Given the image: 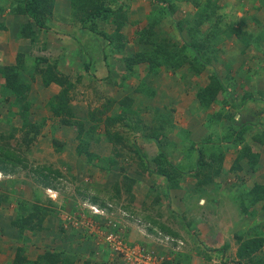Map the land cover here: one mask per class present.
<instances>
[{
	"label": "crops",
	"instance_id": "crops-1",
	"mask_svg": "<svg viewBox=\"0 0 264 264\" xmlns=\"http://www.w3.org/2000/svg\"><path fill=\"white\" fill-rule=\"evenodd\" d=\"M21 1L0 0V127L2 123L11 126L15 119L18 120L16 115H10V112L16 111V107L10 106V103H5L4 98L6 96L3 98L1 95V89L8 95L7 88L2 84L5 68L13 69L16 79L28 87V100L31 99L32 102L30 111L36 115L37 112H42L39 111V108H46L48 101L58 94L61 89V86L54 81H51L48 85H43V74L41 72L45 70L46 62L56 64L59 70L57 74L62 73L73 84L76 83L79 75L81 81L89 82L93 75L91 71L93 64L105 74L102 76L104 80H101L105 87L103 90L104 97L115 101L123 96L133 97L134 101L131 108L137 111V116L143 119L144 124L142 126L148 128V132H158L160 136V140H158L162 143L166 158L171 156L170 152L182 154L192 144L195 147V144L203 143L209 137L212 139V144L218 147L216 150L223 153L220 172L212 182L203 183L198 187L195 184L197 179L194 177L192 179L195 181L190 185L181 183L173 184L175 186L166 185V191L180 194L177 199L172 195L173 199L179 201L181 205H185L183 201L186 195L194 189L197 193L196 202L199 203L200 207L206 205V199H211L210 202L216 204L212 208L211 206L215 204L209 203L207 207L209 218L212 217V209L213 211L217 210V204L224 193L232 194L241 203L245 201V204L248 205V192L256 184L264 185V143L261 144L254 138L255 135L264 134V6L260 5V0H227L229 3L228 9L230 10L227 12L218 9L219 12L228 13L232 16L235 32L229 35L225 41L213 38L210 41L211 43H208L210 44L209 49L212 51L217 50L212 55L210 54V63L207 64L206 68L199 62H193L189 59L188 54L185 52V54H181L179 64L176 66L170 64L171 61L163 66H153L155 63L141 60L131 64V69H127L125 63L128 47L124 48L119 54L114 49L106 58L103 56L105 52L102 51V47L105 48V45L102 46L101 40L96 43L89 29L80 24L79 18L73 11L72 0H47L41 6L42 10L39 13L42 15V22L45 27L40 29L32 23L30 35L27 33V30H29L27 29L29 17L22 10L11 11L13 6L20 4ZM220 1L224 6L226 0ZM180 4V10L183 11L180 14L183 22L180 20V31H178L180 32V43L177 44V41H171L168 45L171 50H179L183 42L190 41V37L185 34L188 29V20L197 11V8H194L189 0H182ZM184 4L186 7H184ZM150 10H152L151 7ZM150 15L151 13L143 14L144 22L145 19L146 23L149 22ZM141 17L142 15L137 19H141ZM98 26L101 31L105 32L104 22H100ZM116 28L115 26L113 31ZM238 28H241L243 32L242 36L236 34L240 30L236 31ZM142 30L141 28L135 32L137 34ZM199 31L204 32L202 28ZM132 42L130 53L143 52L144 45L140 43L137 36L132 38ZM219 48L227 49V51L220 52ZM84 51L88 55H85ZM186 60L196 63L198 70L196 72L193 69L191 70L189 62ZM86 62H90L87 70L85 68ZM213 73L221 81L226 82V91L229 95L225 97V104L213 101L207 107L201 102L198 94L201 89L209 84L210 75ZM142 83L146 85V91L144 93L137 92L136 90L139 89ZM228 83H231V85H227ZM2 100H4V103L1 102ZM76 105L78 106L73 101L69 104L74 114L79 116L80 113L75 112ZM42 118L46 120L40 132L41 134L34 141V144L37 145L35 150L39 152L38 147L45 144L48 150L46 153L49 154L41 155L39 158L38 154H28V150H26L25 155L27 158L37 164H46L53 169H58L62 174L67 172V166H71L70 174L76 175V171L72 170L73 167L77 166L75 169L85 175V172L88 171L86 168L87 159L77 153L76 132L68 129L71 126L61 124L58 118L50 112L38 115L37 122L41 121ZM248 123L252 126L245 132L243 139L258 152L259 159L255 170H250L249 183L229 184L226 182L225 177L230 179L229 175L238 173L232 172L231 167L240 148V145L234 144L231 139L229 140V136L233 133V130H237ZM142 126L141 128H143ZM59 130L61 134L65 133L68 136L62 135L60 137L57 135ZM134 132L132 131V133ZM140 135L141 133L133 138L137 141V145L138 140L144 139L143 147L148 146V142L152 143L156 148L153 154L157 155L156 141L144 137L138 138ZM52 138L65 142L66 146L59 149ZM171 144L172 146H170ZM112 149L113 144L103 138L100 142V150L98 151V146L93 150L102 162V160L107 161L112 156ZM204 156L207 158V153H204ZM169 159L171 161V158ZM90 169H92L91 165ZM194 172L196 171L189 170L186 175L193 177ZM202 172L209 174L213 173L214 170L204 169ZM181 173L185 175L184 172ZM22 174L21 181L24 180V183L16 184L18 187V190L15 188L16 195L13 196L11 192L5 195V191L0 196V264H16L15 256L19 248L24 250L22 255L28 261H35L45 253V249L62 250L63 247L68 246L67 240H72L64 239L71 232L64 230L62 233L61 229L57 225L52 226L51 222L50 225L46 222L45 228L41 227L38 230H33L28 235H25V232L20 231V228L14 224L15 220L21 215L26 216L30 212L25 210L26 207L30 209L32 206V199L29 198L30 195L28 196V194L35 192V187L26 178V175L29 177L31 173L27 172L26 174L23 171ZM153 174L157 175L156 173ZM8 179H13V177ZM166 191L164 190V192ZM200 194L203 195L199 196ZM170 208L172 209V205ZM240 209L241 207H237L236 215L239 218L234 223L227 220L229 226L226 228L223 226L225 222H218L219 225H217L216 222L208 220L209 218L203 222L202 217L204 214L198 211L195 213L197 215L195 217L196 232L202 231L205 240L210 241V245L214 241H219V239L225 237L226 234H222L223 231L230 232L229 237L227 236L228 243L231 240L230 237L242 233L244 238H249L251 235L256 234L259 227H262L261 224L264 223V200L253 206H248L249 212L244 215H241ZM168 212L167 217L164 216V222L170 228L177 227L175 223H172L173 218L170 211ZM178 226L179 228L173 230L182 232L183 228L180 225ZM72 233L74 238L75 232ZM213 236H220L221 238L217 237L214 240ZM153 243V241L147 240L144 244L150 250H153L157 256H160L163 264H181L182 256L180 257V254L177 253L178 250H175V254L169 255L170 252L164 251V247L158 248L160 243H154L155 245ZM166 243L169 245L173 242ZM76 248L79 250L78 252L68 247L65 248L67 255H69L67 257H70V264H121L115 257L112 258L110 255H108L110 257H106L105 254L102 258L101 255L97 258L99 253L95 258L92 257L93 253L85 255L87 250L84 249V243ZM215 248L211 246L213 251H215ZM41 264H44L43 260Z\"/></svg>",
	"mask_w": 264,
	"mask_h": 264
},
{
	"label": "rangeland",
	"instance_id": "rangeland-1",
	"mask_svg": "<svg viewBox=\"0 0 264 264\" xmlns=\"http://www.w3.org/2000/svg\"><path fill=\"white\" fill-rule=\"evenodd\" d=\"M123 1L127 7L123 21H120V17H116L117 19L110 18V20L104 23V27L106 28L105 30L111 35L110 41H113L111 43L113 48L118 52L117 54L122 52L121 49L124 50L126 47H128L126 49L127 52L130 53L132 48L131 45L134 42H132V38L137 36L135 31L141 28L147 29L149 27V23H146V19L144 22L143 14L151 13L152 10H150V7L151 9H154L156 6L155 0ZM180 1L182 0H172L173 5L175 6L172 14L167 16V19H160L155 26H152V38L155 40L156 44L169 45L171 41H177V44L180 43V32L178 31H180L181 21L183 22V20L180 18V14L183 13V11L180 10ZM215 1L217 3V8L227 12L230 10L228 9L229 3L227 0L224 6L221 4V1ZM184 7H186L185 4ZM219 13L222 15V19L219 22V28L226 29L225 33L227 36V32L230 31L229 28H231V26L233 28L235 27L233 18L228 13ZM76 15L79 18L80 13H77ZM140 15H142L141 19H137ZM151 19L153 20L152 17ZM115 26L118 27L115 31H113ZM192 26L193 22L190 19L188 21V27ZM200 27L203 31H206L209 27V24H203ZM226 39L224 38L223 41ZM97 42L98 41H96V43ZM121 44L123 45L122 48L120 46ZM209 46L210 44L206 43V45L202 48L205 54H203L204 58L206 59H209L210 54L212 55L213 52L217 50L215 49L212 51L209 49ZM108 48H112L111 44H108ZM146 49L147 48L144 47V50ZM219 50L220 52L227 51V49L223 50L222 48H219ZM84 52L86 53L85 55H88L86 51ZM9 70L11 71L13 69ZM104 75L105 74H103V71H99V69L96 68L95 76H91L89 82L86 83V81H81L80 83H76L75 88H73V90L70 92L71 100L78 104V106L76 105L77 108L75 107V112L80 113L79 116L74 114L75 121L83 120L85 122V126L83 127L85 129H82L83 144H85L87 147L86 150L94 155L96 153L93 149L98 146V151L100 150V142L103 140V138L108 141L109 128L105 126L108 117L118 113L116 109L117 104L114 101L109 103L108 106L106 104L108 101L103 95V90L105 87L101 82V80H104L102 77ZM231 83H228L227 85H231ZM1 90V95L3 98L8 96L5 92H3V89ZM216 98L217 101L215 102H223V104L226 103L224 100L225 98L221 96V93H219ZM4 99L5 103H8L7 98L5 97ZM28 101L30 104L32 103L31 99ZM39 111L42 112H37L36 115H30V119L32 121L37 122L38 115L49 112L47 107H40ZM65 118L70 119L72 116L68 117L66 115ZM19 120L21 122L20 118H18V120L15 119L11 126L6 123L3 125L4 123H2L0 127V133L5 134V136L0 135V145L4 143L7 148H12L16 152H19L21 147L26 146L28 143L27 141L30 139V137L26 134V130L22 131L20 129L21 124L19 125ZM16 121L17 123H15ZM59 121L61 124H64V122L62 123L61 120ZM64 125L68 126L69 124ZM92 127L94 128L91 129ZM68 129H71L76 133L79 131V127L76 124H71V127ZM57 133V135L60 137H62V135L68 136V134L65 133L61 134L60 130ZM120 133L124 135L125 140H122L116 144L115 147L118 149L117 154H115V151H112V156L115 159V163L108 170L103 168V165L99 159L91 158L90 161H88V155L86 153H80L79 155L86 157L87 159L86 168L88 171L85 172V175H82V172L75 169L77 167L75 166L73 167L72 171H76V175H67L65 172V175H63L62 178L52 179V184L55 186L54 188H42V184H40V182L34 181L33 175H30L29 177L26 175L27 180H29V182L33 184V187H35V192L33 194H27L28 196L30 195L29 198L31 197L32 199L31 205H37V208L31 207L32 210L30 211L34 212L36 216H34L31 219L30 224L23 229L25 235H28V233H31L33 230H38L41 227L45 228L46 222H48L49 225L51 222L52 226L57 225L59 229L64 228V230L67 232H71L70 235L64 237L65 240L72 239L70 241L75 242L72 245L70 244L71 242L67 240L68 248L78 252L79 250H77L76 247L80 246L81 243H84V249L87 250L85 255L93 253V258L96 257L97 253H99L97 258L100 257V255L102 258L105 256V254L106 257L110 255L113 258L114 256L111 252V241H109V235L123 234L125 237H127V240H131L133 243H142L144 246H146L144 243L147 240L158 244L160 243L158 248L164 247V251L170 252L169 255L175 254V250H178L177 253L180 254V257L182 256L180 260L181 264H207L209 262L220 264V260H222V258L225 260L224 264H235V261H240L241 264H249L248 259L245 258L243 260H239L236 255L237 248L240 243L236 236L230 237L231 240L228 243L227 236L229 237L230 232L227 233L223 231L222 234L226 235L222 239H219V241L216 240V238L220 236H213L212 238L216 241L211 243L212 245L209 244L210 241L207 239L205 240V235L203 236L202 231L199 233L196 232L197 223L195 217L197 215L195 213L200 211L202 214H204L202 220L205 222L209 218V209L207 208L209 203L212 205L215 203L210 202L211 199H206V205L204 207H200L199 203L196 202L197 193L193 189L190 193H188L189 195L185 197V200L183 201L185 205H181L179 201H176L178 195L180 194H174L170 191H166V185H175H169L165 176L155 175L145 169V166L149 170L156 168V155L153 154L156 151V148L153 146V144L147 141L148 146L143 147L145 140H138V145L142 152V154L139 156L137 153H135L133 149L134 146H131V142L133 141L135 135H139L141 131H135L132 133V131L123 129L120 131ZM138 138H140V136H138ZM34 143L35 142L32 143L33 145L31 144L32 147H29L31 150L28 149V154H38L39 158L41 155L49 154L46 153L48 150L45 144L38 147L40 149L38 152L35 150L37 145ZM198 145L199 147H202L204 153H209L210 151L218 149L217 146H212L211 144H202L201 142L199 144H195V147ZM170 146H172V144ZM170 155L171 156L168 157V160L170 161L169 158H171L170 162L172 165H177L178 169L185 173L186 171H189L190 163L195 161L196 151L194 149H190L187 150L185 154L183 152L182 154L170 152ZM140 157H142V159H140ZM162 160H164L163 165L165 164L167 169H172V167L167 163L166 158H162ZM159 161H161V159ZM246 161L247 159L245 158L241 160V170H238L237 168H235L236 170H232V172L235 171L239 174L237 173L229 175L230 179L225 177L227 183H249L250 180L248 175H250L249 173H251V171L248 169ZM33 164L37 163L34 161ZM90 165L92 169H90ZM23 171L25 170L20 168H17V171L11 174H5L3 171H0V194H3V192L6 191L4 193L5 195L8 192H11V194L15 196V191L18 190L16 184L24 183V180L21 181V177H23ZM179 174L172 175L174 184L181 183L183 185H190L194 183L195 180L192 178L195 176L192 177L190 175H186V173L182 176ZM11 177H13L12 180H16V183H9L10 180L8 178ZM196 183L197 180L195 184ZM12 188L14 189L11 190ZM15 188L17 189L15 190ZM156 189H159V191ZM164 190L166 191L164 194L166 195V193H168L169 195L172 209H174L173 212L175 211V213L180 214V217H177L173 214L174 219H172V223H175L177 227L173 225L175 228L171 227V229L173 230L179 228L178 225L183 228L182 232L174 230L178 234V239L177 241L174 240L175 242L169 245L166 243L163 234H160L157 231L159 229L156 223L157 221L165 223L164 216L166 215L167 217V214L169 213L168 211L170 210V206H168L169 202L164 201V198L162 199V203H160L161 205L155 204L157 197L156 194ZM159 194L162 196V193ZM92 195L97 198V204L92 203ZM172 195L173 197H176V199H173ZM201 195L203 194H200L199 196ZM215 206L216 204L211 207L214 208ZM237 207L245 208V206H243L234 195L224 193V195L220 197V202L217 204V210L213 211L212 209V217H210L211 219L209 218L208 220L216 222L217 225H219L218 222H225L223 226L226 228L229 226V220L231 223H234L239 218L238 215H236ZM170 213H172V210H170ZM181 220L183 222H181ZM185 224H187L188 228ZM74 228L75 230H73ZM154 228L157 229L155 230ZM72 232H75L74 238ZM204 241H206V243H204ZM211 246L216 247L217 249L215 248V251H213ZM261 251L262 254H264V247H262L260 252ZM116 260L122 263L121 260H118L117 258ZM175 261L178 262L176 259Z\"/></svg>",
	"mask_w": 264,
	"mask_h": 264
},
{
	"label": "trees",
	"instance_id": "trees-1",
	"mask_svg": "<svg viewBox=\"0 0 264 264\" xmlns=\"http://www.w3.org/2000/svg\"><path fill=\"white\" fill-rule=\"evenodd\" d=\"M47 0H22L20 4H16L13 6V9H11L12 12L22 10L24 14H26L29 17V23L27 33H31L32 28L31 24L33 23L34 26L37 28H43L44 23L42 22V5ZM156 6L154 9H152L150 17L153 18L149 20V27L147 29H143L142 31H139L137 33V37L144 45L146 50H143V52H138L136 54L128 53L125 57V63L127 69H131V64H134L136 61H148L150 63H155L153 66H163L166 65L167 62L171 61L170 64L176 66L179 64V59L181 54H188V58L191 59L193 62L197 63L199 62L202 65H207L210 63V57L209 59L204 58V52L202 48L206 45V43H211L210 41L214 39H218L222 41L224 38L226 39L229 35L235 32V28L231 26L230 31L227 32V36L225 33L226 29H220L219 28V22L222 19V15L219 13V8H217V3L215 0H189V3H191L194 8H197V11L194 12L193 16H191V21L193 22L192 27H188L187 32L185 33L187 36L190 37L189 42H183L182 47L179 48V50H171L168 48L167 44L158 45L155 43V40L153 37V31L151 32L152 26H155L157 22H159L160 19L163 18L167 19V16H170L175 8V6L172 3V0H155ZM123 0H72L71 4L73 6V11L75 14L80 13L79 16V22L82 26H85L89 29L92 38L96 39V41H100L102 43V46L105 45V48L102 47V51L105 52L103 55L105 58L107 55L113 52L114 48L111 42V35L107 33V31H101L98 24L100 22H107L110 20V18L120 17V21L122 22L125 17V10L127 9L126 5L123 3ZM211 2V3H210ZM260 5L264 6V0H260ZM189 19V20H190ZM188 20V21H189ZM203 24H209V27L206 31L200 32V26ZM118 27V26H117ZM240 29V30H239ZM236 34L238 36H242L243 32L241 28L236 29ZM245 34V33H244ZM203 36V37H201ZM213 37V38H212ZM108 44H111L112 48H108ZM122 48V44L120 45ZM149 46V49H148ZM180 49L182 52L180 53ZM120 50V49H119ZM150 50V51H149ZM123 51V49H121ZM204 54V55H203ZM37 57V56H36ZM40 57V56H38ZM188 61V60H186ZM46 62V61H45ZM189 62V66L191 70L197 71V66ZM45 70H42L43 74V85H48L51 81L56 82L58 85L61 86V89L58 94L54 95L50 101L47 103V109L53 116L58 118V120H61L64 124H76L79 127V131L76 133L75 139L77 141V152L80 153H86L88 155V161H90L91 158L99 159L101 162V158L97 154H91L86 150L85 144H83L82 140V133L83 128L85 126V122L82 121H75L74 118V112L70 108L69 104L72 101L70 92L75 88L76 83H80V75L76 79V83H71L65 75L57 74L59 73V70L57 69L56 64H50L46 62ZM90 66V62H86L85 68ZM204 66V67H205ZM55 70V72H53ZM95 65L92 64L91 71L92 76H95ZM13 70H9L8 68L4 69L3 71V78L4 82L3 85L7 88L8 96L7 102L10 103V106L16 107L15 112H10L11 116H18V118L21 119V126L20 129L26 130V134L30 137L28 143L26 146L21 147V150L19 152H16L12 148H7L4 143L0 145V171H3L5 174L8 173H14L17 171V168H20L22 170H25L26 173H31L30 175H33L34 181L40 182L42 184V188H54L55 186L52 184L53 178H62L63 175L61 171L58 169H53L51 166L46 164H33L34 161H31L27 158L25 155V151L29 149L31 144L36 140V138L41 134V130L45 123V118H42L41 121L35 122L30 119L31 114L30 111V102L28 101V87H24L21 82H19L16 79V75ZM57 74V75H56ZM80 74V73H79ZM146 85L142 83L139 86V89L136 90L137 92L144 93L146 90ZM227 86L226 84L221 81L214 73L210 75V81L209 84L201 89V92L198 94L199 98L201 99V102L205 106H209V104L213 101H217L216 97L219 93H221V96L223 98L228 96L229 94L226 91ZM12 96V98H11ZM226 101V99H224ZM108 102H106L107 106L111 102H115L117 104V111L118 113L113 114L108 117L107 122L105 123V126L109 128V137L108 141L112 142L113 149L112 151H115V154H117V148L115 147L116 144H118L120 141H124V135L120 133L121 130L126 129L127 131H141L140 137H144L146 139H154L156 141L157 149H158V155L155 156L156 158V168L155 169H148L145 166V169L148 170V172L156 173L157 175H163L167 178V182L170 185H173L174 180L172 175L175 174H181L183 172L182 170L178 169L177 165H172V163L166 158L164 148L162 144L160 143L159 134L158 132L155 133L154 131L148 132L145 126H142L144 124L143 119L140 116H137V111L133 110L131 108V105L134 101L133 97L130 96H123L118 101L107 99ZM4 103V100L1 101ZM222 103V102H221ZM72 116V118H65V116ZM76 115V114H75ZM135 115V116H133ZM91 117V116H90ZM92 118V117H91ZM83 122V124H82ZM141 126L143 128H141ZM252 126V124H244L241 127H239L237 130H233V133L229 136V140L231 139V142L236 143V145H240L239 153L237 154V157L234 161V164L232 165V169L241 170L240 162L242 159H247V165L248 169L251 171L255 170V166L259 159L258 152L253 149V147L248 143L245 142L243 139V135L246 131L249 130V128ZM139 127V128H137ZM92 127L91 129H93ZM115 128V129H114ZM121 130H120V129ZM0 135L5 136V134L0 133ZM256 140H258L261 144L264 143V134L262 135H255ZM55 145L59 147V149H63L66 144L65 142L59 141L55 138H52ZM159 139V140H158ZM81 141V142H80ZM80 144V145H79ZM202 144H212V139L209 137L204 141ZM131 146H134V151L139 156L142 154L140 147L137 145V141L133 140L131 142ZM197 148V147H196ZM194 145L192 144L190 148L185 149L183 152L190 149H194L196 151V157L195 161L190 163L189 170H195L196 172L193 173V176L197 179L196 185L199 187L203 183L212 182L215 177L218 176L220 169H221V160L223 158V153L218 150L210 151L207 153V158L204 156V152L202 150V147H199L196 149ZM162 158H166L167 163L172 167V169H167L165 167V164L163 165ZM142 159V157H140ZM161 159V161L159 160ZM31 161V162H30ZM102 165L104 169H110L113 164L115 163V159L113 156L109 157L107 161L104 159L102 160ZM67 175L70 174L71 166H67ZM205 170L213 171V173L206 174L205 172H202ZM243 169V168H242ZM187 173V171L185 172ZM179 174V175H180ZM9 183L14 184L16 183L15 179H9ZM173 183V184H171ZM37 189V188H36ZM159 191V189H156ZM34 193V192H33ZM157 193V192H156ZM162 193V196L159 194ZM157 193V197L155 200V204L162 203V199L164 198V201H168V206L171 207L170 198L168 193L166 195L164 194V191H160ZM189 195V194H187ZM186 195V196H187ZM249 200L248 205L245 204V201H242V205L245 206V208L241 207L240 212L241 215H244L248 212V206H253L257 202L264 200V185L256 184L254 187L248 192ZM1 196V194H0ZM169 198V199H168ZM92 203L97 204V198L92 195ZM158 205V206H159ZM32 208H37V205L31 206ZM32 208H25V210L30 211ZM23 210V208L21 207ZM170 210H172L170 208ZM169 210V211H170ZM247 210V211H246ZM31 212V211H30ZM28 213L25 215H21L17 220H15L14 224L20 228V231H23V229L30 224L31 219L36 216L34 212ZM177 217H180V214L175 213V211L170 213L172 218L174 219V215ZM181 222H183L181 220ZM158 225L157 230L159 233L167 236H170L172 239L177 240L178 234L172 230L170 227H168L165 223L156 222ZM187 227V224H185ZM262 227H259V231L253 235H251L249 238H244L243 233L240 235H236V238L238 241H240L239 246L237 248L236 255L239 258V260L248 259L249 264H264V254H262V249L264 245V223L261 224ZM35 226V225H31ZM33 228V227H32ZM155 230L157 228H154ZM62 231H64V228H61ZM122 235V234H120ZM70 244L73 245L71 242ZM66 248V247H65ZM63 247V249H45V253L41 256H39L38 259L35 261H28V259L22 255V252L24 251L22 248L17 249L16 256H15V263L16 264H41L42 260L44 264H70V257H67L66 250ZM119 260V259H118ZM123 263V262H122ZM121 263V264H122ZM225 260L222 258L220 260V264H224ZM235 264H241L240 261H235ZM207 264H215L212 262H209Z\"/></svg>",
	"mask_w": 264,
	"mask_h": 264
},
{
	"label": "built area",
	"instance_id": "built-area-1",
	"mask_svg": "<svg viewBox=\"0 0 264 264\" xmlns=\"http://www.w3.org/2000/svg\"><path fill=\"white\" fill-rule=\"evenodd\" d=\"M111 250L119 257L123 264H163L160 256L153 250L141 244H131L125 241L120 234L109 235ZM169 239V237H165Z\"/></svg>",
	"mask_w": 264,
	"mask_h": 264
},
{
	"label": "clouds",
	"instance_id": "clouds-1",
	"mask_svg": "<svg viewBox=\"0 0 264 264\" xmlns=\"http://www.w3.org/2000/svg\"><path fill=\"white\" fill-rule=\"evenodd\" d=\"M161 234V233H160ZM122 237H123V239L125 240V241H128V242H130L131 244H141L142 245V243H133L131 240H127V237H125L123 234L121 235ZM164 237V239H165V237H167V235H164L163 236ZM169 237V239H165V241L166 242H174V239H172L170 236H168ZM177 241V240H176ZM149 249V248H148ZM113 254H114V257L115 258H117L118 256L113 252V251H111ZM119 258V257H118ZM117 258V259H118Z\"/></svg>",
	"mask_w": 264,
	"mask_h": 264
}]
</instances>
